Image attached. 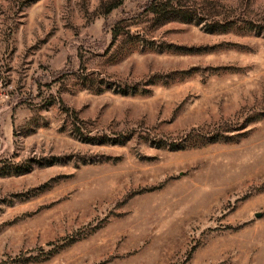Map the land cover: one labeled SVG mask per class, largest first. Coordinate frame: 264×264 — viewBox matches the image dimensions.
I'll return each instance as SVG.
<instances>
[{
    "label": "rangeland",
    "instance_id": "374dc122",
    "mask_svg": "<svg viewBox=\"0 0 264 264\" xmlns=\"http://www.w3.org/2000/svg\"><path fill=\"white\" fill-rule=\"evenodd\" d=\"M0 264H264V0H0Z\"/></svg>",
    "mask_w": 264,
    "mask_h": 264
}]
</instances>
